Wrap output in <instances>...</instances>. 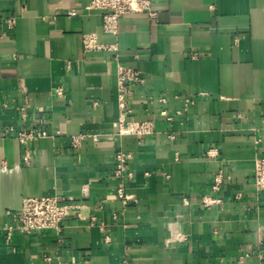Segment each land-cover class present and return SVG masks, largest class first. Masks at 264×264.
<instances>
[{"label": "crops", "instance_id": "crops-1", "mask_svg": "<svg viewBox=\"0 0 264 264\" xmlns=\"http://www.w3.org/2000/svg\"><path fill=\"white\" fill-rule=\"evenodd\" d=\"M90 1L0 0V264H264V191L254 183L264 157V0H152L155 18L121 17L116 35ZM87 33L118 50H85ZM116 55L145 77L129 118L152 122L150 134L119 133ZM25 99L26 120L15 105ZM42 117L49 135L25 163L2 128ZM79 134L88 136L74 149ZM119 149L132 154L126 192L136 200L126 206L113 176ZM47 195L85 206L65 221L64 242L52 230L7 241L6 211Z\"/></svg>", "mask_w": 264, "mask_h": 264}, {"label": "built area", "instance_id": "built-area-1", "mask_svg": "<svg viewBox=\"0 0 264 264\" xmlns=\"http://www.w3.org/2000/svg\"><path fill=\"white\" fill-rule=\"evenodd\" d=\"M152 0H91L87 6L88 10L97 9L102 11L103 15V30L106 33L116 35L118 33L119 19L124 16L147 13L149 17L155 18L156 12L151 8ZM70 15H76V11H71ZM9 24L14 23V18L9 17L7 19ZM84 48L87 51L107 49L117 51L118 47L116 43L113 44H101L98 42L97 36L94 33H87L83 36ZM196 57V54L192 55ZM119 57L116 55L117 62V100L119 106V115L117 124L120 134H133L144 135L150 134L153 130V124L149 121H137L130 119L129 116L133 110L131 108V99L134 94V87L142 85L145 82V77L138 69L123 65L118 62ZM56 95L62 97L65 90L62 86L57 87ZM199 96L206 95V93H199ZM196 96L187 98L185 100V108L196 102ZM162 102L165 99H161ZM20 110L22 118L24 120L28 117V111L32 107L30 101L25 99L21 104H15ZM97 105V102L92 104ZM8 103H3V107L7 108ZM181 111H177V114ZM161 114L167 119L171 120L168 111L165 109ZM45 118H39L36 122L32 123L28 127L22 129H16L13 126H4L2 132L6 135H13L23 146L24 154L23 160L25 163H30L32 160V147L31 143L37 142L39 139L48 136V132L43 128L47 124ZM87 134H79L71 137V146L74 149L80 147L81 142L85 139ZM94 140H99L101 137L98 135H92ZM212 156L211 152H208ZM132 158V154L124 149H119L115 153V168L113 170V176L116 180L115 192L121 203L126 206L130 201H135V197L126 192V184L133 178V173L129 168V161ZM5 168V166H3ZM169 177L167 173H164ZM149 175V173H147ZM222 182V176L217 175L214 179L213 189H216ZM254 183L255 187L259 191H264V157H258L255 159L254 169ZM205 205L210 203L205 199ZM84 205L76 203L73 198L60 196V195H47L38 197H27L22 200L21 209L18 212L6 211L12 219V225L4 227L6 239L10 241L14 231H18L24 234H32L38 231L52 230L57 234L59 242H64V228L67 218L74 213L77 217H84ZM115 218V215H114ZM94 217L91 220L94 221ZM52 256L45 255L44 260H52ZM73 259L67 261L58 260V264H72ZM121 264H128L126 259H123Z\"/></svg>", "mask_w": 264, "mask_h": 264}]
</instances>
